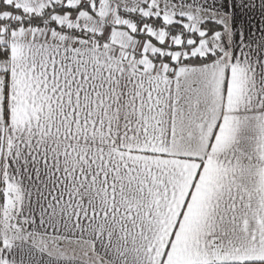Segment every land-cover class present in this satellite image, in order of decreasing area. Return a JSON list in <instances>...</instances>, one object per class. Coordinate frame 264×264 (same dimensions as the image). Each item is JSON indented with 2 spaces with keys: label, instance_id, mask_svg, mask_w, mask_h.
<instances>
[{
  "label": "snow or ice",
  "instance_id": "obj_1",
  "mask_svg": "<svg viewBox=\"0 0 264 264\" xmlns=\"http://www.w3.org/2000/svg\"><path fill=\"white\" fill-rule=\"evenodd\" d=\"M0 264H264V0H0Z\"/></svg>",
  "mask_w": 264,
  "mask_h": 264
}]
</instances>
